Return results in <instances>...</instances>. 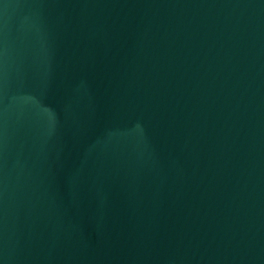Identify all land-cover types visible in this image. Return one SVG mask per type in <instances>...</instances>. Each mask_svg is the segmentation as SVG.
<instances>
[{
	"label": "water",
	"instance_id": "95a60500",
	"mask_svg": "<svg viewBox=\"0 0 264 264\" xmlns=\"http://www.w3.org/2000/svg\"><path fill=\"white\" fill-rule=\"evenodd\" d=\"M0 264H264V0H0Z\"/></svg>",
	"mask_w": 264,
	"mask_h": 264
}]
</instances>
